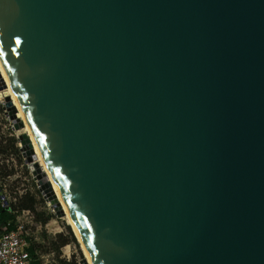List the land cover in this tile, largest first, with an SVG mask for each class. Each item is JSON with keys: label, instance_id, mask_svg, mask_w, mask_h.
I'll list each match as a JSON object with an SVG mask.
<instances>
[{"label": "water", "instance_id": "1", "mask_svg": "<svg viewBox=\"0 0 264 264\" xmlns=\"http://www.w3.org/2000/svg\"><path fill=\"white\" fill-rule=\"evenodd\" d=\"M0 71L80 264H264V0H0Z\"/></svg>", "mask_w": 264, "mask_h": 264}, {"label": "rangeland", "instance_id": "2", "mask_svg": "<svg viewBox=\"0 0 264 264\" xmlns=\"http://www.w3.org/2000/svg\"><path fill=\"white\" fill-rule=\"evenodd\" d=\"M4 95L6 89L0 79L1 98L4 99ZM23 133L26 130L15 129V120L11 117L10 110L6 103L0 101V176L7 179L13 194L19 196L23 193V199L16 205L17 210H22L24 203L29 204L32 197L36 199L35 209L30 211L29 219L32 222L28 226L36 253L45 264H80L86 257L78 238L65 218L58 217L40 191L41 186L34 173L36 169L23 156V151H27V147L22 146L19 140ZM69 228L76 242L62 247L59 236L69 238ZM4 231L6 229H2Z\"/></svg>", "mask_w": 264, "mask_h": 264}, {"label": "built area", "instance_id": "3", "mask_svg": "<svg viewBox=\"0 0 264 264\" xmlns=\"http://www.w3.org/2000/svg\"><path fill=\"white\" fill-rule=\"evenodd\" d=\"M23 193L13 194L7 184V179L0 176V207L4 212L15 217L16 227L11 231H4L0 235V264H33L35 260L41 258L36 253L34 260L30 253L33 247L28 226L32 222L30 210H17V203L23 199ZM10 225V224H9Z\"/></svg>", "mask_w": 264, "mask_h": 264}, {"label": "trees", "instance_id": "4", "mask_svg": "<svg viewBox=\"0 0 264 264\" xmlns=\"http://www.w3.org/2000/svg\"><path fill=\"white\" fill-rule=\"evenodd\" d=\"M36 203H37L36 199L32 197L29 201V204L24 203L22 205L21 209L34 211V209H35L34 207H35ZM15 227H16L15 217L12 216V214L4 212L3 209L0 207V235L3 233L2 229H6L7 231H11V230L15 229ZM59 237L61 240V246L62 247L70 244L71 242H76V239H75L73 232L71 231L70 228H69V238H66L62 235H60ZM30 253H31L32 257L34 258V260L38 258L36 256V250H35L34 243H33V247L30 249ZM33 264H41V262H40V260H35L33 262Z\"/></svg>", "mask_w": 264, "mask_h": 264}, {"label": "bare ground", "instance_id": "5", "mask_svg": "<svg viewBox=\"0 0 264 264\" xmlns=\"http://www.w3.org/2000/svg\"><path fill=\"white\" fill-rule=\"evenodd\" d=\"M0 79H1V81H2V84H4V85L7 87V88H6V95H8V96L10 95V97L12 98L13 104H14V106H15V108H16V111H15L16 117H18L19 119L23 120L22 117H21V115H20V112H19V110H18V108H17V106H16V104H15V102H14V99H13V97H12V95H11L9 89H8V86H7L5 80H4L3 76H2L1 71H0ZM25 130H26V133L30 136V134H29L27 128H25ZM30 137H31V136H30ZM33 146H34V148H33ZM24 147H25V148L27 147V151H28V150H33V151L35 152V154H36V158H37V163L39 164L42 173H44V176H43V174H42L41 177L44 179L45 176H46V178L49 180V182H51V180H50V178H49V175H48V173H47V171H46V169H45V167H44V165H43V162H42V160H41V158H40V156H39V154H38V152H37V149H36V147H35V145H34V143H33V141H32V138H31V142H30V144L25 145ZM51 184H52V182H51ZM52 188H53V191H54V193H55V195H56V197H57V199H58V204H57L56 206H57L58 208L62 209L63 212H65V210H64V208H63V206H62V204H61V201H60V199H59V197H58V195H57V193H56V191H55V188H54L53 184H52ZM64 218H65V220L67 221L68 225H70L71 228L73 229V227H72V225H71V223H70V221H69V219H68V217H67L66 212H65V217H64ZM73 231H74V230H73ZM74 233H75V232H74ZM75 235H76V234H75ZM85 257H86V256H85ZM86 259H87V258H86ZM87 261H88V260H87ZM88 264H89V262H88Z\"/></svg>", "mask_w": 264, "mask_h": 264}]
</instances>
